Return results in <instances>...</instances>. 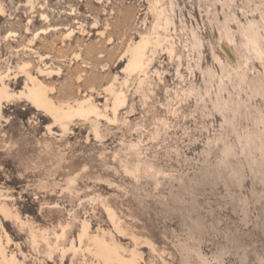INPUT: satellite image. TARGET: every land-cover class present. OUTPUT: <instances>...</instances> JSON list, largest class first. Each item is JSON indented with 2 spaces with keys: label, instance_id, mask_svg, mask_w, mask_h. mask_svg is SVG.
Returning <instances> with one entry per match:
<instances>
[{
  "label": "rangeland",
  "instance_id": "1",
  "mask_svg": "<svg viewBox=\"0 0 264 264\" xmlns=\"http://www.w3.org/2000/svg\"><path fill=\"white\" fill-rule=\"evenodd\" d=\"M28 1L0 0V76L20 92L28 61L57 102L101 115L56 121L6 101L0 206L16 214L0 211L7 254L18 264H121L87 249L101 233L138 264H264V58L243 37L250 24L264 36V0ZM49 25L63 28L35 37ZM142 36L153 42L150 81L127 68ZM215 54L236 65L231 75ZM110 83L126 95L116 112Z\"/></svg>",
  "mask_w": 264,
  "mask_h": 264
},
{
  "label": "bare ground",
  "instance_id": "2",
  "mask_svg": "<svg viewBox=\"0 0 264 264\" xmlns=\"http://www.w3.org/2000/svg\"><path fill=\"white\" fill-rule=\"evenodd\" d=\"M28 3L30 4V6L35 8L34 0H29ZM5 12H6L5 8L3 6H0V19L2 18V16H4ZM71 14H74V12L72 11ZM42 19L45 20L46 22H50L49 14H47L46 12H43L42 13ZM263 20H264V13H263ZM29 22L31 23L32 19ZM165 23H166V25H168L170 23L169 17L166 18ZM248 23L249 22H247V24ZM96 24H97V22L95 23V25ZM255 24H254L255 26H258L257 23H255ZM243 25H245V24H243ZM245 26H243V27H245ZM243 27H241V28L243 29ZM61 28H63V27H59L57 25H55V26L49 25L46 28L40 29L41 31L39 30L35 34V37L39 36V34H41L42 32L46 33L47 31L49 32L51 30L57 31V30H60ZM66 28L69 31L64 33V39L63 40L72 39V37L75 34V28L72 29L69 26H66ZM246 28H247L246 31L243 32L244 33L243 37L245 38L244 39V47L248 50L254 51L258 55V57L264 58V48L262 46L264 36H261L258 33V31L252 27L251 24L248 25ZM82 30L84 32L86 31L84 28H82ZM241 31H243V30H241ZM104 33H105V31H104ZM193 33H194L196 43L198 45L201 44L202 40L199 37V35L195 32V30ZM231 34H233V32L230 28H228V30L226 31V35L229 37ZM262 35H264V34H262ZM152 43L153 42H151V40L149 39L148 36H142L139 41L134 42L133 45L131 46V48L129 49V62L127 65V68L131 71L144 72L147 75L146 79L149 81L151 79V76L149 75V71L147 70V68L149 67L150 61L152 59L147 61L149 59V57L147 55H148V52L150 49V45ZM160 43H161V40H159V39H157L155 41V44H160ZM167 51H169V53L172 54L175 51V48L174 47H168ZM75 56L77 58H79L80 52L75 53ZM214 58H216V61L218 60L219 63L222 65L224 72L226 71L227 74H230V75L232 74L231 69L236 66L235 64H234V67L232 65H226L221 60V57L218 56V54H215ZM247 61H248V58H247ZM230 64H232V63H230ZM30 65H31L30 62L25 61V62L21 63L19 66L20 71H22V73H24V75L26 76L24 89H22L20 92H14V91L12 92L10 90V86L7 83V81L5 80L8 77L7 75L4 74L5 76H0V81H1V86H0V121H1V118L3 117V113H2L3 111L2 110H3V107L6 103V101H10V100L17 101L18 99L19 100L24 99V100L29 101L32 104V106L35 107L38 111H43V112L53 116V119L55 118L56 121H64L65 119H69L75 115H81V116H90L92 114L97 115V116L101 115V113L98 110V107L94 104L93 105H87L85 102H80V101H78V102H70V101L68 102L67 101L64 103L57 102L51 96V92L53 91V88L50 85H48L44 80L40 79L37 75L33 74L31 72V70L29 69ZM237 67H238V65H237ZM50 72H53V70L48 71V73H50ZM157 73H158V71H157ZM210 73L213 77L218 75L214 72V70H210ZM219 78H220L221 82L224 81V75H220ZM150 84H152V82H150ZM107 90L112 92L114 95V99H115V105L114 106H115V112H116V106L117 105L119 106L120 103L125 101L126 95L123 91H116L114 83H112V84L110 83V85H108V87H107ZM88 103H90L89 100H88ZM103 115H105V114H103ZM61 124H62V126L64 124H65V126L67 125L66 122L61 123ZM65 126L63 127L64 129L66 128ZM94 130L96 132V135L98 137H101L100 136L101 131L99 128V124H94ZM132 145L137 146L136 143H132ZM150 168H152V167H150ZM157 173H159V172H156V175H157ZM0 211L3 212L6 217L12 213V210L6 208V206H4V205L0 206ZM108 211H109V215H110L111 219L114 220V218H115L114 210L109 209ZM13 213H12V216H14V215L16 216V214H13ZM0 227H2L3 229L5 228L2 224L1 217H0ZM66 229H67V227H66ZM88 229H89V223L87 221H85L84 225H83V231L80 235L81 241H82V237L88 234ZM64 231H66V230H64ZM64 231H63V233H64ZM7 236L9 239L10 238L9 235H7ZM32 236H33V241L35 243H38V234L36 233V231H32ZM89 238L93 241L94 247L91 248L90 246H88L87 249L90 250L97 259H99V260L103 259L104 261H113V262L118 261L121 264H138L136 257L128 258V257H125L124 255H122L120 250H119V245L116 242L109 241L105 234L97 233V234H94L92 236H89ZM9 241H10V239L8 240V243H10ZM0 264H18L17 256L15 254H10V255L7 254L5 246H3L1 236H0ZM22 264H24V263H22Z\"/></svg>",
  "mask_w": 264,
  "mask_h": 264
}]
</instances>
